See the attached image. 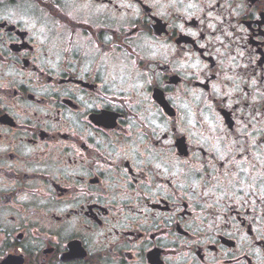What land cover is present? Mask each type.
Returning <instances> with one entry per match:
<instances>
[{"label": "flooded vegetation", "instance_id": "flooded-vegetation-1", "mask_svg": "<svg viewBox=\"0 0 264 264\" xmlns=\"http://www.w3.org/2000/svg\"><path fill=\"white\" fill-rule=\"evenodd\" d=\"M0 264H264V0H0Z\"/></svg>", "mask_w": 264, "mask_h": 264}, {"label": "snow or ice", "instance_id": "snow-or-ice-1", "mask_svg": "<svg viewBox=\"0 0 264 264\" xmlns=\"http://www.w3.org/2000/svg\"><path fill=\"white\" fill-rule=\"evenodd\" d=\"M127 7H131V5H127ZM148 83H151V81H148ZM103 87V85H101ZM139 87H143V85H138ZM221 159L225 160V162H227V159H229L228 157H224L222 156ZM231 171H235V165H233V167L229 170Z\"/></svg>", "mask_w": 264, "mask_h": 264}]
</instances>
